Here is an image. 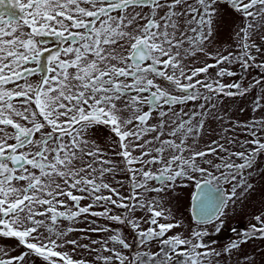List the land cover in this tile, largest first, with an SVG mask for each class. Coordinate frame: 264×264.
I'll return each instance as SVG.
<instances>
[{"label": "snow or ice", "instance_id": "1", "mask_svg": "<svg viewBox=\"0 0 264 264\" xmlns=\"http://www.w3.org/2000/svg\"><path fill=\"white\" fill-rule=\"evenodd\" d=\"M221 4L243 17V26L234 36L238 51L227 55L220 50L207 51L223 30ZM16 6L23 14L22 24L13 22L15 13L7 20L0 13V237L17 239L26 251L0 258V264H27L30 255L47 264H89L86 259L74 260L69 253L57 250L67 244L73 250L96 251L78 239H67L74 231H86L71 226L85 214L128 224L142 244L159 239V251L138 253V264H219L214 258L221 251L231 253L257 234L264 238V216L257 215L254 219L259 227L250 224L239 232L233 227L237 238L220 251L213 247L215 240L205 243L204 239L221 232L224 209L237 198L238 189L243 197L253 188L248 182L253 172L247 170H254L264 153V137L259 135L264 132V117L242 125L251 140L222 137L225 143L213 140L197 150L204 117L213 116L209 109H216V97H243L254 85L264 87V75L247 88L242 86L250 69L264 70V61L257 62L252 54L253 49L258 54L261 49L254 41L250 43L253 34L264 26V0H26ZM144 7L149 9L147 13L142 12ZM116 12L119 15H113ZM37 37H54L53 46L41 47L48 41ZM197 52L215 63L189 68L185 57ZM30 64L36 66L28 67ZM225 64H238L241 80L221 83L220 78L238 74L221 66ZM211 68L217 69L215 78L205 75L200 79ZM37 73H43L38 83H29L28 76ZM10 84L14 86L9 88ZM200 100L204 103L199 104V110L174 108ZM262 101L264 94L253 101V111L264 109ZM153 113L158 114L159 121L149 124ZM96 126L108 128L118 138L116 155L131 177L133 192L128 197L103 181L117 165L102 159L99 146L87 138ZM166 127H170L169 138L162 139ZM148 133L156 135L143 140ZM156 143L158 147L152 146ZM234 143L239 144V151L232 150ZM136 150L139 155L133 156ZM209 156L213 159H207ZM97 163L99 168L94 166ZM133 164L141 167L133 168ZM153 166L158 167L153 170ZM200 178L206 179L201 182ZM149 181L160 186L149 188ZM192 182L199 190L191 196L193 209H198L196 223L211 224L213 230L204 227L193 230L187 238L177 233L161 239L171 229L181 227V221L158 223L157 218L170 219V212L166 215L155 198L145 202L138 197L148 191L159 195ZM223 185H230V191ZM102 190L111 194L102 195ZM74 191L87 196L74 195ZM86 198L92 203L81 206L80 201ZM102 201L103 212L91 211ZM109 204L125 209V215L110 214ZM145 207L151 213L148 223L156 227L137 231L140 221L128 217L136 208ZM60 221H68L70 226L61 228ZM109 241L130 247L117 230L104 241H91L111 253L97 252L95 259L103 264H125L127 257L115 247L109 248ZM0 255L7 256V252L0 249Z\"/></svg>", "mask_w": 264, "mask_h": 264}, {"label": "rangeland", "instance_id": "2", "mask_svg": "<svg viewBox=\"0 0 264 264\" xmlns=\"http://www.w3.org/2000/svg\"><path fill=\"white\" fill-rule=\"evenodd\" d=\"M26 2V0H21L19 3ZM190 3L193 0H189ZM247 2V0H245ZM220 9L225 13L223 16V30L218 33V38L208 46V52H215L217 50L222 51L224 55H227L229 51L237 52L238 49L236 47V43L234 41L235 32L239 31V27L243 26V17L229 8L227 5L221 4ZM136 11H141L140 8H136ZM129 11H132L129 9ZM149 9L144 7L142 9L143 13H147ZM0 13H2L0 11ZM22 14V13H21ZM23 15V14H22ZM113 15H119L118 12L113 13ZM17 17V18H16ZM5 20L9 19L8 15H3ZM13 22L19 21L21 24L23 21L17 15L12 17ZM143 23V21H141ZM24 31H28L27 28ZM264 36V26L260 27L256 33L253 34L251 37L250 43L255 42V44L261 49V52L258 54L253 49L252 54L257 56V62L264 61V40L261 37ZM46 39V38H45ZM37 40H43L41 37H37ZM125 43V42H122ZM51 47L52 42L48 43ZM43 44L41 45V47ZM64 46V45H62ZM125 48H127V44L125 43ZM118 51H120L118 49ZM46 61V58L41 60L42 63ZM184 63L189 68L194 67H203L205 63H215L214 59H210L207 55L203 53L197 52L195 56H187L185 57ZM35 64H30L28 67H35ZM222 67L230 68L232 71L237 72L238 74L235 77H223L221 79V83L230 84L234 81L241 80L240 75V68L238 64L232 65H221ZM70 71H72L70 69ZM217 69L211 68L209 69L208 74H201L200 79H204L205 75H210L211 77L215 78V73ZM43 73H37L34 75L28 76V82L36 85L39 81L40 75ZM262 75H264V70L262 69H250L246 74H244V79L242 81V86L247 88L250 83L254 84V81L257 79H261ZM24 81H20L23 83ZM157 82H161L159 78H157ZM162 83V82H161ZM14 85H8L9 88L13 87ZM174 94H179L175 89H170ZM201 91H204L201 89ZM235 91V89H233ZM264 94V87L262 86H255L249 90L245 96H235V97H228L224 95H219L213 101L217 104L216 109L210 111L213 112V116H219L222 119H214L213 116H206L204 129L202 131L201 136L197 140V150H203L208 144H210L213 140L219 141L221 143H225L224 138H235L238 141L244 140H251L252 137L248 134V131L242 125L249 124L254 120H259L264 117V109H257L253 111V101L256 99L258 95ZM200 103H204L203 100L188 102L186 105H176L174 106L176 111H179L181 107L185 108L186 111H191L193 108L198 109ZM264 103V101H262ZM167 108V106H165ZM243 109V111H241ZM144 110L147 111V106L144 107ZM127 115V113H125ZM42 119V118H41ZM159 121V117L157 113H153V119L149 121V124H156ZM237 124L241 126H237ZM131 127V126H129ZM9 131H12L10 128ZM47 130V129H46ZM227 130V131H225ZM166 134L165 136L161 137L162 139H168L169 136L167 132L170 131V127H166L163 130ZM156 133H148L143 137V140H151ZM260 136L264 137V132L259 133ZM87 138L90 140H94L96 144L99 146L102 152V159H106L107 157L110 158V154H115L114 161L116 165L121 161L120 156L116 155L119 152V148L116 145V141L118 138L110 132V130L104 126H96L93 127L89 133ZM11 142V141H10ZM143 142V141H140ZM177 142L179 139L177 138ZM189 144L192 143L191 140L188 141ZM154 147H158V143L152 145ZM233 151H239V144L234 143L231 146ZM139 154V150L133 151L132 155L137 156ZM155 154V153H153ZM167 156L168 153H165ZM187 155V153H186ZM85 160L89 159L88 157L84 158ZM207 159H213V157L209 156ZM88 161V160H87ZM88 162H91L89 159ZM218 162V161H217ZM240 161H237L239 163ZM100 167L99 163L96 164ZM82 166V165H78ZM108 165H105L107 167ZM134 166V167H133ZM136 165H132L133 168H139ZM158 166H153V170ZM147 170V169H145ZM252 171L253 175L251 179L248 181L253 185V188L249 190L243 197L240 196L241 189H238L237 198H235L234 202H229L227 207L224 209V216L222 217L224 220V227L222 228L221 232L218 234H213L211 236L205 237V243H208L212 240H215L217 243L213 245L215 249L218 251L222 250L224 246L229 243L231 240L236 239L237 237L232 233L231 229L235 227L239 232L241 229H246L249 227L250 224H257V221L254 219L255 216L261 215L264 216V153H262L258 159L256 164L254 165V170H247ZM108 173L105 174L103 177V181L106 183H110L114 188H117L119 192H121L120 188H123L122 196L132 195L133 189L131 186V177L127 180V174L125 175L126 180L121 181L122 176L120 174H113L110 175L108 178L106 177ZM98 175V173H97ZM116 180H115V177ZM130 176V174H128ZM112 177L113 180H112ZM139 179V177H137ZM206 179V178H200ZM115 180V181H114ZM121 181V183H119ZM128 182V185H127ZM21 185L24 184L23 181L19 182ZM160 185L158 182L149 181L148 187L155 188L159 187ZM225 189L230 191V185H223ZM190 189L191 183H189L186 187L182 185H178L174 188V190H169L157 195V193L148 191L144 193L138 199H142L143 201L147 202L153 198L159 200L160 207L166 210V215L170 212L171 218L164 219V218H157L158 223H175L177 220L181 221L182 226L178 228H173L168 231L162 239H167L177 233H180L183 237L187 238L191 236V232L193 230L207 227L208 231L213 230V226L209 225H198L196 220L191 218L189 212V200H190ZM136 192H143V189H136ZM120 193V194H121ZM74 195H85L86 193H79L75 192ZM104 195V191L102 190L101 193ZM126 197V196H125ZM116 199V197H113ZM64 199H67L66 197ZM128 201H126L127 203ZM71 204V202H68ZM92 203L91 198H86L80 201L81 206H86ZM133 203H135L133 201ZM104 202H100L99 204H94L91 211L94 212H103L104 211ZM111 209L110 214L115 215H125V209L117 208L112 205H108ZM61 211L64 209L61 208ZM160 210V208H157ZM42 219L43 217H38ZM129 219H138L140 221V227L137 231L146 230L149 227H156L148 223L151 219V213L147 210V208H136V210L132 213L131 216L128 217ZM95 222L94 224L92 222ZM50 223V221H49ZM59 226L61 228H67L69 225L68 221H60ZM72 227L76 229H85L86 231H74L70 233L67 239H78L82 244H89L92 249L96 251H86L81 248H76L73 250L71 245H64V247L57 249L59 251L69 253L74 260L79 259H86L88 260L89 264H103L102 261H97L95 259L97 252L101 255H111L109 252H103L101 249V244H91L92 240L96 241H104L108 239L109 236L115 234L117 230H119L122 234V238L129 241L128 232L133 231L128 224H120L118 222L110 221L103 216H92L90 214H85L78 218L77 222ZM91 228H107L109 231H91ZM41 232H44V229H41ZM45 235L47 233L45 232ZM195 242V241H193ZM158 246V245H157ZM108 247L112 248L115 247L117 251L123 252L125 251L124 248L119 244H113L111 241L108 243ZM153 248H156V242L146 243L144 246L141 247L139 251H149ZM0 249H3L7 252V256L0 255V258H7L8 256H18L22 252H25L26 249L19 245V242L15 238H4L0 237ZM199 251H204V249H200ZM215 261H218L219 264H264V238H259V234L257 236L249 239L245 243H241L238 249H234L231 253H225L221 251V255L219 257L214 258ZM27 264H47L42 258L36 255H30L27 257Z\"/></svg>", "mask_w": 264, "mask_h": 264}, {"label": "flooded vegetation", "instance_id": "3", "mask_svg": "<svg viewBox=\"0 0 264 264\" xmlns=\"http://www.w3.org/2000/svg\"><path fill=\"white\" fill-rule=\"evenodd\" d=\"M21 0H4V3L3 4H0V11L3 13V15H8V17H9V14L10 13H15V15L14 16H12V17H15V16H19V17H21L22 16V14H21V11H20V9H19V7H17L16 5L20 2ZM17 18V17H16ZM41 38H43V40H46V41H48V43H51V42H53L54 40H55V38L54 37H41ZM46 38V39H45ZM43 44V46L42 47H51L49 44ZM57 43H59V42H57ZM46 56H47V54H45V56L42 58V60L44 59V58H46ZM111 156H110V158H106V159H110V160H113L114 161V156H115V154H110ZM139 154H137V156H138ZM121 158V157H120ZM88 161H89V159H87ZM134 165H136L135 167H141V165L140 164H134ZM95 167H97V168H99L97 165H94ZM134 167V166H133ZM113 174H115V175H117V174H120L122 177L121 178H119V179H121V181L123 182V180H126V177H125V175L127 174V180H128V178L130 177V176H128V172L126 171V170H123V164H122V161H120L118 164H117V169H116V171L114 172V173H112V174H107V178L110 176V175H113ZM115 177V176H114ZM114 177H112V180H113V178ZM115 180H116V177H115ZM114 180V181H115ZM203 180L204 179H201V182H203ZM121 181L119 182V183H121ZM106 183H108V181L106 182ZM110 184V183H109ZM111 185V184H110ZM127 185H128V182H127ZM112 186V185H111ZM112 187H114V186H112ZM195 183L194 182H192L191 183V189H190V200H189V212H190V215H191V218H193V216H192V214H191V206H192V199H191V196H192V194L195 192ZM120 190H121V192H123V188H120ZM104 191V195L105 196H107V195H110L111 193H109L108 192V190H103ZM120 192V193H121ZM121 196H122V193H121ZM126 197H128L129 195H125ZM124 196V197H125ZM126 201L127 200H125L124 202L126 203ZM194 219V218H193ZM128 234V236L126 237V238H129L130 240L129 241H127L126 239H124L125 240V242L126 243H128L129 245H130V247L129 248H127V249H125L124 248V250L125 251H123V252H121V254L123 255V256H125V257H127V259H126V261H125V264H138V262L135 260V257L137 256V254L138 253H144V252H149V253H156V252H158L159 251V249H160V240L159 239H155V240H152V241H149V242H147V243H152V242H156V248H153L152 250H149V251H139L140 249H141V247L142 246H144V244H146V243H144V244H142V243H140V238L137 236V234H136V232H134V231H130V232H128L127 233ZM163 238V237H162ZM161 238V239H162ZM158 245V246H157ZM117 264H118V262H117Z\"/></svg>", "mask_w": 264, "mask_h": 264}, {"label": "water", "instance_id": "4", "mask_svg": "<svg viewBox=\"0 0 264 264\" xmlns=\"http://www.w3.org/2000/svg\"><path fill=\"white\" fill-rule=\"evenodd\" d=\"M198 191H199L198 189H195V192L194 193H197ZM193 203L194 202L192 201V205H193ZM196 211H198V209H193V207L191 206V214H192L193 218H194V214H195Z\"/></svg>", "mask_w": 264, "mask_h": 264}]
</instances>
